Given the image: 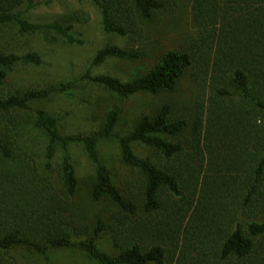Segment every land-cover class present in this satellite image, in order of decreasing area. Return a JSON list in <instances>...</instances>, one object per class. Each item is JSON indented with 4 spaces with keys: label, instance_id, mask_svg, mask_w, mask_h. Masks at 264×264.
I'll return each instance as SVG.
<instances>
[{
    "label": "trees",
    "instance_id": "1",
    "mask_svg": "<svg viewBox=\"0 0 264 264\" xmlns=\"http://www.w3.org/2000/svg\"><path fill=\"white\" fill-rule=\"evenodd\" d=\"M89 1L102 31L133 40L157 16L187 3L194 31L183 49L161 52L125 80L90 69L82 77L127 97L174 91L189 69L198 88L195 113L191 122L173 118L164 102L120 134L119 111L111 108L93 131L63 133L58 118L32 102L66 93L74 82L22 86L11 74L19 65L43 64L41 51L23 48L20 36L54 32L81 44L72 30L84 17L73 12L40 22L29 15L37 0H0V264H20L19 249L53 264V251L74 248L95 264H163V241L172 255L178 252L176 264H264V0ZM140 55L107 42L91 66ZM104 140H114L121 162L138 173L136 189L124 192L115 183L99 154ZM134 142L151 152L137 154ZM75 146L92 166L82 178ZM82 186L89 202L115 206L106 218L95 213L88 223L81 214ZM105 232L114 252L99 244ZM207 247L214 261L205 257ZM191 251L199 253L197 261Z\"/></svg>",
    "mask_w": 264,
    "mask_h": 264
},
{
    "label": "rangeland",
    "instance_id": "2",
    "mask_svg": "<svg viewBox=\"0 0 264 264\" xmlns=\"http://www.w3.org/2000/svg\"><path fill=\"white\" fill-rule=\"evenodd\" d=\"M38 5L30 12L31 18L40 22H49L58 19L61 15L73 12L84 17L83 21L74 23L73 32L83 42L67 43L61 37L49 32L50 35L38 34L20 36L23 48L28 45L41 51L43 64L37 67L19 65L11 74L14 82L22 86L45 87L49 84L73 81L72 87L66 93H52L45 99L35 100L33 106L44 108L58 118L59 130L63 133H88L98 128L104 113L116 108L119 111V121L116 130L123 134L130 130L138 117L146 112H153L164 102L172 106L171 116L186 118L191 122L195 113V99L198 88L190 77L188 69L181 77L174 91H163L158 94L136 93L127 97H120L102 86L83 78L82 75L90 69L93 74L109 73L122 79H128L134 74L143 73L157 60L161 52L171 49H183L189 34L194 31L187 3L179 4V9L172 15L157 16L153 22L147 23L145 31L140 38H122L102 31L99 23V13L96 6L89 0H37ZM16 39H17V35ZM107 42H115L129 48L138 49L141 55L136 60L107 58L101 64L91 66L94 52ZM30 43V44H29ZM188 130L185 134H188ZM134 151L145 156L151 152L146 146L133 143ZM99 154L108 165L115 183L122 191L138 187V173L123 164L119 156V148L114 140H104L99 143ZM78 175L82 178L90 174L92 166L81 147H73ZM78 210L85 213L88 223L92 221L93 214L100 213L106 218L114 209V205L107 201L91 203L87 199L86 189L79 190ZM99 244L106 250L114 252L110 233L105 232ZM181 244V242H180ZM165 249L163 264H176L170 244L163 241ZM205 256L211 261L215 259L212 247H207ZM17 255L20 264H45L34 253L27 249H19ZM199 253L191 251L192 260L197 261ZM172 256V257H171ZM204 257V256H202ZM205 258V259H206ZM53 264H95V262L81 249H57L52 253ZM199 260L194 264H200ZM210 264H213L212 262Z\"/></svg>",
    "mask_w": 264,
    "mask_h": 264
}]
</instances>
